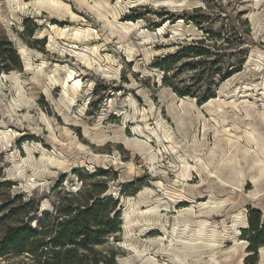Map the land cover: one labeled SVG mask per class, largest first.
<instances>
[{
  "label": "rangeland",
  "instance_id": "obj_1",
  "mask_svg": "<svg viewBox=\"0 0 264 264\" xmlns=\"http://www.w3.org/2000/svg\"><path fill=\"white\" fill-rule=\"evenodd\" d=\"M202 39L220 72L192 86L184 57L169 74L211 104L159 65ZM0 41V238L101 195L119 229L97 257L264 264L247 239L250 211L264 217V0H0Z\"/></svg>",
  "mask_w": 264,
  "mask_h": 264
},
{
  "label": "trees",
  "instance_id": "obj_2",
  "mask_svg": "<svg viewBox=\"0 0 264 264\" xmlns=\"http://www.w3.org/2000/svg\"><path fill=\"white\" fill-rule=\"evenodd\" d=\"M232 32V37H234L233 29ZM2 44L0 41V53L3 54ZM193 44L196 45L182 47L176 53L164 56L160 59L159 65L161 66V62L164 61V84L168 85L174 93L179 96L190 95L197 98L199 103H204L211 98L210 91H204L206 93L194 96L195 93L184 89L187 87L185 84L182 85V88L179 87L183 81L179 80L176 74H169L173 71L171 67L175 60L184 57L194 60L192 63L187 62L183 65V67L195 71L188 77L192 86L198 82H202L201 85H203L205 79L208 80L213 74L220 72V68L213 69L218 62L216 61L218 52L211 51L210 46L203 39L197 40ZM212 54H214V59L206 60ZM238 69L239 67H234L222 76V79L230 77ZM81 194L79 192L78 196ZM83 200L84 205L73 204L75 207L72 205L66 207L61 216L63 218L53 224L50 230L45 231L47 226L44 225L40 226L38 230L30 225L7 227L0 238V258L4 259L8 257L7 255L14 253L26 254L34 264H114L113 250L105 253V256L97 257L93 246L104 243L107 237L118 231V211L115 212L113 218L109 216V213L115 211L118 202L112 198H102L101 195L89 196ZM45 215L47 216V214ZM248 220L247 239L250 243L248 249L255 253L257 248L264 244V217L261 223V214L252 210ZM46 248L51 249L47 256L44 255ZM89 254L92 255L91 258H89Z\"/></svg>",
  "mask_w": 264,
  "mask_h": 264
},
{
  "label": "bare ground",
  "instance_id": "obj_3",
  "mask_svg": "<svg viewBox=\"0 0 264 264\" xmlns=\"http://www.w3.org/2000/svg\"><path fill=\"white\" fill-rule=\"evenodd\" d=\"M215 102V99H210L208 102H206L205 104H211L212 102ZM204 104V105H205ZM232 142V141H231ZM136 144H139L138 141H135ZM230 143V141L228 142ZM128 145V144H127ZM243 154L245 157H247L248 155H250V152L247 148H244L243 150ZM254 163L256 165H261V170H260V174L262 175V173H264V162L261 160V158L259 157V155L257 153L254 152ZM262 172V173H261ZM142 214V213H141ZM200 234V233H199ZM197 237V236H196ZM213 238V237H212ZM191 242V241H190ZM189 245V244H188ZM263 247L260 248V253H263Z\"/></svg>",
  "mask_w": 264,
  "mask_h": 264
}]
</instances>
